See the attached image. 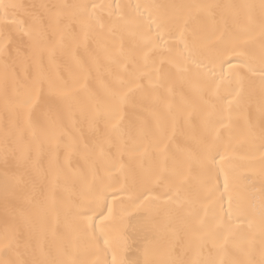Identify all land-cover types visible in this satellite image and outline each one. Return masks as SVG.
<instances>
[{
	"label": "bare ground",
	"instance_id": "6f19581e",
	"mask_svg": "<svg viewBox=\"0 0 264 264\" xmlns=\"http://www.w3.org/2000/svg\"><path fill=\"white\" fill-rule=\"evenodd\" d=\"M0 264H264V0H0Z\"/></svg>",
	"mask_w": 264,
	"mask_h": 264
}]
</instances>
